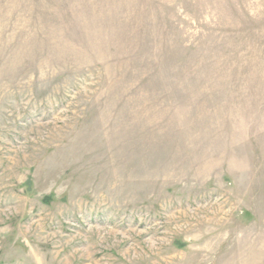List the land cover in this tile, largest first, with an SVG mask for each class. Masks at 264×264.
<instances>
[{
    "label": "rangeland",
    "instance_id": "rangeland-1",
    "mask_svg": "<svg viewBox=\"0 0 264 264\" xmlns=\"http://www.w3.org/2000/svg\"><path fill=\"white\" fill-rule=\"evenodd\" d=\"M0 264H264V0H0Z\"/></svg>",
    "mask_w": 264,
    "mask_h": 264
}]
</instances>
